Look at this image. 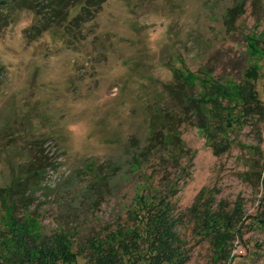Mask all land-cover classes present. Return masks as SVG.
I'll return each instance as SVG.
<instances>
[{
    "label": "rangeland",
    "instance_id": "obj_1",
    "mask_svg": "<svg viewBox=\"0 0 264 264\" xmlns=\"http://www.w3.org/2000/svg\"><path fill=\"white\" fill-rule=\"evenodd\" d=\"M29 1L0 2V203L10 184L23 195L6 213L96 264L90 240L129 227L141 191L162 192L184 264H264V0H103L76 22L79 3L54 22L48 0ZM199 91L208 131L181 114ZM165 140L167 166H143ZM201 194L235 223L219 249Z\"/></svg>",
    "mask_w": 264,
    "mask_h": 264
},
{
    "label": "trees",
    "instance_id": "obj_2",
    "mask_svg": "<svg viewBox=\"0 0 264 264\" xmlns=\"http://www.w3.org/2000/svg\"><path fill=\"white\" fill-rule=\"evenodd\" d=\"M2 1L0 0V2ZM102 1L48 0L50 2L49 10L41 12L45 14L47 20L59 22L67 14L68 7L79 3L81 12L73 18V21L76 22V20H81L80 17L83 13L85 17L86 13L89 14L92 8L99 6ZM29 2L32 6L36 0H30ZM5 4H7V1ZM174 74L175 77L180 76L178 71H175ZM202 91L193 96H190V93L185 94V98L182 100L184 109L181 114L186 115L193 111L199 119L198 127L208 131L209 121L207 115L200 105L193 101V99H196L200 102L198 95ZM161 132L163 135L162 139L169 135L168 129L164 128ZM157 133L158 131L153 128L152 138L154 140H159V137L156 136ZM160 143L162 148L155 151L156 154L151 153L149 150L147 153L143 151L139 153L140 156L142 155L146 159V164L143 166H167L165 161H168L169 154L162 156L161 161H158L164 152L162 150H165V145L169 144V142L165 140V142L160 141ZM170 154L172 155L171 152ZM142 164L141 162L133 164L130 161L128 167H130V170L132 167L138 169L143 167ZM117 165L118 167L120 166L119 164ZM111 167L114 168V165H111ZM39 170L40 163L38 162L37 166L33 167L32 172L37 175ZM97 171L95 172L97 179H104L105 177H102ZM26 182L27 180L24 179L22 182L23 187H25ZM84 187L87 188V186ZM7 189L9 192L7 196L10 199L9 203L7 206H5L6 202H1L0 204L1 208H3V217L5 218L7 214L10 224L4 225L5 231L0 235V261L3 264H55L56 261L61 260L63 263L75 264L77 253L72 251V243L66 233L57 232L58 237L56 239H49L47 236H43L42 232L35 226L30 227L25 221L18 220L13 215L6 213L8 210L6 207L9 208L10 205H14L13 201H16L17 198H23L16 186L10 184ZM71 190L65 188L64 193L71 192ZM141 192L138 195L140 201L136 198L133 199V203H135H132L133 206L128 211L129 227L117 225L114 230L109 231L104 237H95L90 240V246L95 248L97 252L95 257L96 264H184L187 261V250L172 230V224L168 217L170 202L165 201V195L162 192L156 195L154 193H146L145 190ZM90 195L87 189H82L77 193H71L70 200L66 199V197L64 198L67 200L68 206L76 205L77 201L84 205ZM11 198H14V200H11ZM202 199L204 200L199 203V207H205V215L199 219L202 221V227H206L202 230V233L211 235L213 243L215 242L214 246L216 245V249H219V247L227 243L230 236L235 232V223L230 220L232 217L228 215V211L225 212L220 209L222 212H216V210H211L213 209L211 207V197L209 198L206 194L198 195L197 200L200 201ZM197 206L195 204L192 208L193 210L195 209V213L197 212L196 209H198ZM261 223H264V220H261Z\"/></svg>",
    "mask_w": 264,
    "mask_h": 264
}]
</instances>
